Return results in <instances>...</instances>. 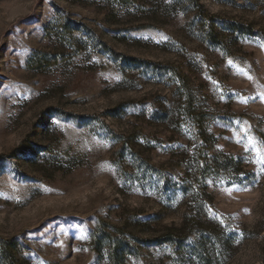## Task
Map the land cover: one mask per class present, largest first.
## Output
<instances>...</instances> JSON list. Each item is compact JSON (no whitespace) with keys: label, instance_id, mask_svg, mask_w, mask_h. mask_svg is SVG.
<instances>
[{"label":"rangeland","instance_id":"1","mask_svg":"<svg viewBox=\"0 0 264 264\" xmlns=\"http://www.w3.org/2000/svg\"><path fill=\"white\" fill-rule=\"evenodd\" d=\"M257 149L264 0H0L14 264H264Z\"/></svg>","mask_w":264,"mask_h":264},{"label":"trees","instance_id":"2","mask_svg":"<svg viewBox=\"0 0 264 264\" xmlns=\"http://www.w3.org/2000/svg\"><path fill=\"white\" fill-rule=\"evenodd\" d=\"M195 126L198 129V132L201 134V136H204L205 132L202 127V121L199 117L198 119L194 120ZM165 240H174V235L170 232L166 235ZM16 242L15 241H7L2 242L0 244V262L3 264H14V253L13 250L16 248ZM123 257L124 254L118 255L117 252L110 250L109 251V260L111 264H123Z\"/></svg>","mask_w":264,"mask_h":264},{"label":"snow or ice","instance_id":"3","mask_svg":"<svg viewBox=\"0 0 264 264\" xmlns=\"http://www.w3.org/2000/svg\"><path fill=\"white\" fill-rule=\"evenodd\" d=\"M254 147H255V145H254ZM257 156H258V162L264 163V154H261L259 149H257Z\"/></svg>","mask_w":264,"mask_h":264}]
</instances>
